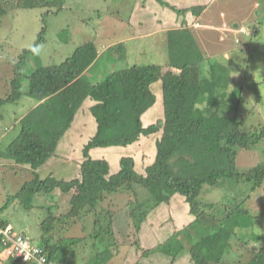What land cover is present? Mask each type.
<instances>
[{"label": "trees", "instance_id": "1", "mask_svg": "<svg viewBox=\"0 0 264 264\" xmlns=\"http://www.w3.org/2000/svg\"><path fill=\"white\" fill-rule=\"evenodd\" d=\"M162 3L178 16L190 12L197 17L206 9L203 4L176 8L165 1ZM47 4L55 5L57 8L54 12H57L61 9L63 0H0V24L7 11ZM48 9L50 12L51 9ZM180 24L181 27L186 25V20ZM45 29L43 26L30 48H24L18 54L12 69L10 91L0 98V107L21 99L23 95L32 97L31 102L36 103L34 106L30 104L24 119L21 118L16 137L5 148L0 147V159L11 163L20 176L24 175L19 191L29 190L33 194L31 197L35 198V207L40 209L45 207L46 210L49 205L41 203L43 201L38 204V197L42 194L53 196L57 190L72 204V208L65 210L63 214L60 211L51 212L48 208V215L39 224L40 242L35 245L42 249L41 254L46 259L43 264H106V260L82 261L81 258L77 263V253L72 247L81 238L66 235L68 227L76 226L80 216L90 213L93 219L88 236L92 238L94 245L99 243L101 246L107 242L105 248L110 247L107 238L113 232L108 226L109 209L100 205L105 194L121 190L132 194V199H128L126 203V212L133 229H139L150 209L159 203H168L174 195L183 197L189 206V213L194 216V224H197L205 218L201 207L208 209L213 206L198 199L203 186L215 185L226 178L249 183L252 189L262 184L264 163L249 170L238 169L235 164L238 149L249 151L264 139V125L248 132L241 129L242 118L238 119V112L243 93L230 90L225 83L228 80L225 71L231 68V62H210L206 68L203 63L204 53L200 52L192 36L183 31L177 32L173 37V32L169 30V65L180 69L190 68L185 77L194 81L196 93L183 95L181 89L176 88L166 75L162 76L160 65L128 66L121 54L115 52L116 44L103 50L105 53L114 49L110 58L116 60L112 62L111 70L100 79L90 82L84 77V73L99 58L98 48L90 40L77 46L59 64L38 66L24 75L26 88L23 89L20 67L30 53L35 54L32 48L44 41ZM102 54L100 57L103 58ZM177 56L180 60H177ZM223 70L221 82L220 73ZM202 73L203 76L200 75ZM156 82L168 85L163 94L164 118H158L159 112L155 113L156 116L149 113L155 120L145 125L146 111L156 104L157 94L151 86ZM205 84H209L208 89L201 87ZM173 88L176 90L171 91ZM171 98L175 99L172 103ZM204 113L215 114L219 118L215 122L207 118L201 126L199 123L203 120ZM75 116L93 123V132L80 150L84 159L79 168L71 167L69 175L57 178L52 175L53 172L47 171L42 176L39 168L55 155L63 134ZM149 135H156L154 159L141 170L136 168L135 157L131 155H119L118 167L114 170L106 156L93 158L90 155L91 149L125 148L141 136ZM51 203L49 202L50 206ZM53 206L56 210V205ZM233 213L235 216L244 215L238 210L228 212L225 220H217L213 229L208 231L205 227L201 237L193 232L185 234L186 230L183 229L157 247L144 249L141 255L149 254L148 250L153 253V249L168 256L173 262L186 248L192 264H222L224 254L230 250L232 231L227 224ZM4 224L6 222L0 219V225ZM178 235L186 236V241H178ZM16 261L20 262V259ZM23 264L41 263L31 258ZM247 264H264V252L255 253Z\"/></svg>", "mask_w": 264, "mask_h": 264}, {"label": "rangeland", "instance_id": "2", "mask_svg": "<svg viewBox=\"0 0 264 264\" xmlns=\"http://www.w3.org/2000/svg\"><path fill=\"white\" fill-rule=\"evenodd\" d=\"M162 1L176 8L203 4L206 5V9L202 11L200 17H194L189 12L178 16ZM48 8L51 9L50 12ZM56 8L50 4L17 8L13 12L7 11L2 16L0 98L10 91L12 69L15 67L18 54L22 49L32 46L43 26L46 27L44 41L37 47L38 53H30L20 67L24 81L23 89L26 88L24 75L38 66L59 64L65 57L70 56L77 46L92 40L98 48L99 58L88 71L86 76L88 81L100 79L111 70L112 62L116 60L110 58L114 49L105 53L103 50L109 45L116 44L115 52L121 54L128 66L160 65L162 76L166 75L176 88L181 89L183 95L194 94L197 92L196 84L191 81L192 79L187 80L185 77L190 68L180 69L169 65V32L172 31L174 37L177 32L185 31L199 44L201 53L205 51L207 44L203 61L206 68L210 62L219 64L231 62L230 69L221 71L220 80L222 82L225 71L228 76L225 82L227 88L243 93L240 96L238 112V119L242 118L241 129L248 132L264 125V0H63L61 9L54 12ZM179 17L181 21L186 20V25L180 27L181 24H177L180 21ZM191 20L197 21L199 26L196 27V24L193 26ZM140 22L141 27L138 26ZM205 32H208L210 37L206 42L203 38ZM101 54L103 58L100 57ZM177 60H180L178 56ZM200 75L203 76V73ZM159 82L151 85L157 94L158 107L155 108L154 105L152 109L146 111L147 113L145 112V125L155 120L149 116L151 114L156 116L159 112L158 118H164L163 94L168 85L165 87ZM201 87L208 89L209 84ZM172 98L171 103L175 101ZM32 99L23 95L21 99L0 107V147L5 148L16 137L21 125L20 120L24 119ZM207 118L215 122L219 117L204 113L199 124L203 126ZM92 132L93 123L90 120L75 116L62 136L60 141L62 148L59 147L55 155L39 168L40 174L44 176L47 171L53 172L52 175L59 178L67 170H71V167L79 168L84 159L80 155L81 147ZM158 133L160 134L161 130ZM155 138L156 135L141 136L125 148H94L90 150V155L93 158L106 156L113 164V170L118 167L119 155H131L135 157L136 168L141 170L154 159ZM73 142L75 149L68 153V163L66 155ZM260 163H264V139L249 151L238 149L235 159L238 169L249 170ZM23 179L24 175L20 176L19 171L0 167V217L7 219L15 232H24L32 243L39 244L41 234L39 224L48 215L47 209L63 214L65 210L72 208V204L57 190L54 192L55 195L42 194L36 201L37 203L43 201L41 203L49 206V202H52V206H47L46 210L45 207L36 208L35 200L33 201L35 198L31 197L33 194L27 189L19 191ZM16 193L19 194L13 196ZM128 199H132V194L121 190L105 194L104 200L100 203L109 209L108 226L113 232V235L107 238L110 242L109 248H105L107 242L101 246L99 243L94 245L92 238L88 236L92 230L93 219L90 213L80 216L76 226L68 227L66 235L81 238L80 242H76L72 247L75 254L77 253L76 262L81 258L82 261L106 260V264H133L134 252L137 255L136 263H144L145 258L141 255L144 249L152 248L160 240L163 242L183 229L186 230L185 234L193 232L201 237L205 227L208 231L213 229L217 220H225L226 214L235 210L244 215L235 216L233 213L227 224L232 231V237L230 250L224 254L222 264H247L255 253L264 252V181L255 189H252L249 183L231 178L219 180L215 185L203 186L198 199L213 206L207 209L201 205L205 218L197 224L193 222L194 216L189 213L188 204L177 194L168 203H159L150 209L142 219L139 229H133L132 221L126 212ZM177 240L184 243L186 236L178 235ZM151 251L155 252L153 249ZM152 261L156 264H192L186 248L173 262L168 256L159 255Z\"/></svg>", "mask_w": 264, "mask_h": 264}, {"label": "built area", "instance_id": "3", "mask_svg": "<svg viewBox=\"0 0 264 264\" xmlns=\"http://www.w3.org/2000/svg\"><path fill=\"white\" fill-rule=\"evenodd\" d=\"M0 248L6 249L14 258L22 262L29 261L31 258H35L41 264L46 262L44 255L41 254L42 249L25 235L14 234L10 225H0Z\"/></svg>", "mask_w": 264, "mask_h": 264}, {"label": "crops", "instance_id": "4", "mask_svg": "<svg viewBox=\"0 0 264 264\" xmlns=\"http://www.w3.org/2000/svg\"><path fill=\"white\" fill-rule=\"evenodd\" d=\"M190 13V12H189ZM202 13V12H201ZM200 16H202V14H200L199 16H197V17H200ZM180 18V17H179ZM178 18V19H179ZM180 22H181V18H180V21L177 23L178 25H180ZM190 23H197V24H199L197 21H195V22H192V20L190 21ZM193 26H195L194 24H192ZM138 26L139 27H141V22L138 24ZM199 25H197L196 27H198ZM238 26V25H237ZM237 26H234L235 28L237 27ZM181 27V26H180ZM169 29H171V26H170V28ZM206 33L208 34V36H206ZM203 38H204V40H205V42L208 40V39H210V37H209V33L208 32H205L204 34H203ZM199 45V44H198ZM207 45V44H206ZM205 45V51L203 52L204 54L206 53V49H207V46ZM200 47V46H199ZM87 74H88V72H85L84 73V77L86 78V76H87ZM157 100L158 99H156V103H157ZM32 105L31 106H34L36 103H31ZM156 106H155V108H157L158 107V105L157 104H155ZM73 145L74 144H72V146L70 145L69 147V149H68V152H67V155H66V160L68 161V163H69V159H68V153L72 150L73 151ZM60 148H62V144H60V146H59ZM67 163V166L69 165ZM0 167L2 168V169H4V168H7V167H9L10 169L11 168H13V170L14 169H16L11 163H9L8 161H6V160H2V159H0ZM18 169H19V167H18ZM68 169H70V167H68ZM69 172H70V170L68 171H66V173L64 174V175H69ZM47 174V173H46ZM3 214V213H2ZM0 219L2 220V221H5L6 223H9V221L7 220V219H4L3 217H0ZM10 224V223H9ZM11 225V224H10ZM22 233H24V232H22ZM71 236H75V235H71ZM161 242V240L158 242V243H156L154 246H157L159 243ZM131 248H133V247H131ZM132 253V252H131ZM133 254V259H134V261H133V264L134 263H136V261H137V255H136V253H132ZM157 255H159V256H163V254H156V252H153V253H149V254H144V255H142V257L143 258H145V262L144 263H136V264H150V263H152V264H156V263H154L152 260L153 259H156V256ZM0 264H23L22 262H19V261H16L14 258H12L11 256H9L8 254H7V252H5L4 250H2V249H0Z\"/></svg>", "mask_w": 264, "mask_h": 264}, {"label": "clouds", "instance_id": "5", "mask_svg": "<svg viewBox=\"0 0 264 264\" xmlns=\"http://www.w3.org/2000/svg\"><path fill=\"white\" fill-rule=\"evenodd\" d=\"M194 25L196 24V25H198L197 23H193ZM195 25V26H196ZM244 31H242V33H243ZM32 51H33V53H38V51H39V49L37 48V47H33L32 48ZM6 225H10L9 223H6V224H4V226H6ZM11 226V228H12V232L14 233V234H23V235H25L26 236V234L25 233H17V232H15L14 231V229H13V227H12V225H10ZM27 237V236H26ZM35 244V243H34ZM0 249H2V250H4L5 252H7V254L9 255V256H11L12 258H14V256L13 255H11L10 253H8V251H6V249H3V248H0ZM14 259H16V258H14ZM16 260H18V259H16ZM20 262H22L21 260H20ZM22 263H25V262H22Z\"/></svg>", "mask_w": 264, "mask_h": 264}]
</instances>
